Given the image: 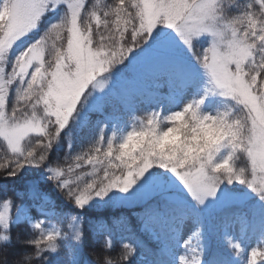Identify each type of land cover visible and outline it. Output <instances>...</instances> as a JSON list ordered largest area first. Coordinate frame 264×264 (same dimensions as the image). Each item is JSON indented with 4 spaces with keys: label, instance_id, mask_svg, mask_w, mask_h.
Masks as SVG:
<instances>
[{
    "label": "snow or ice",
    "instance_id": "obj_1",
    "mask_svg": "<svg viewBox=\"0 0 264 264\" xmlns=\"http://www.w3.org/2000/svg\"><path fill=\"white\" fill-rule=\"evenodd\" d=\"M0 198V264H264V0H0Z\"/></svg>",
    "mask_w": 264,
    "mask_h": 264
},
{
    "label": "trees",
    "instance_id": "obj_2",
    "mask_svg": "<svg viewBox=\"0 0 264 264\" xmlns=\"http://www.w3.org/2000/svg\"><path fill=\"white\" fill-rule=\"evenodd\" d=\"M109 2H111V0H109ZM93 143L94 141L91 137H88L87 139L78 138L73 141L74 147L72 149H67V138H65V148L61 149V151L58 153V156L60 157L59 162L62 166H67V163H73L75 155L88 152L92 148ZM241 164H243V161H241ZM86 170L89 172L92 171L90 166L86 167ZM8 183L9 185H16L21 183V181L10 180ZM0 201H2V198H0ZM53 221L56 222L55 220ZM66 223L67 220H64L60 225L66 227ZM17 232L22 239H30L38 235L35 230L29 229L27 225H21L19 229H14V235ZM119 251L120 249L118 246L111 252H104L99 246H97L95 250L90 251V256L94 261L97 262V264H103L105 259H112L114 264H118Z\"/></svg>",
    "mask_w": 264,
    "mask_h": 264
},
{
    "label": "rangeland",
    "instance_id": "obj_3",
    "mask_svg": "<svg viewBox=\"0 0 264 264\" xmlns=\"http://www.w3.org/2000/svg\"><path fill=\"white\" fill-rule=\"evenodd\" d=\"M218 99H219V100H222L223 98H218ZM0 202H2V201H0ZM52 223H53V224H55L56 222L52 221ZM57 226H59V227H62V228H63V226H62V225H60V224H59V225H57Z\"/></svg>",
    "mask_w": 264,
    "mask_h": 264
}]
</instances>
